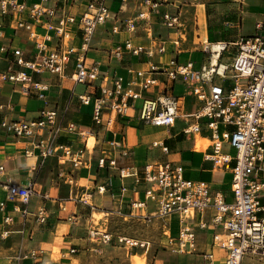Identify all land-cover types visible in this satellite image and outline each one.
Returning <instances> with one entry per match:
<instances>
[{
  "label": "built area",
  "instance_id": "built-area-1",
  "mask_svg": "<svg viewBox=\"0 0 264 264\" xmlns=\"http://www.w3.org/2000/svg\"><path fill=\"white\" fill-rule=\"evenodd\" d=\"M47 0H37L26 3L19 0H0L1 17L17 15L15 27L25 29L27 37L37 48L30 58H25L21 48L11 49L15 55L14 61L8 62L7 68L0 74V79L28 82L43 97V90L47 84L32 80L23 69H16L13 65L22 66L36 73L48 72L59 78L68 77L74 83L91 85L94 80L101 79L98 86L99 95L91 96L84 92L77 95L82 104H92V120L95 126L108 127L113 122L112 114L126 115L129 106L128 98L142 99L138 113L139 120L166 128L175 127L176 120L181 116L184 125L181 133L199 135L205 132L208 137L210 151L205 158L213 162L215 167L231 170V200H227L224 193L214 190L210 184L201 180L185 177L184 167L178 161L167 159L148 161L143 165V182L147 184L144 190L145 199L157 201V215L166 222L171 214H176L179 221L178 242L180 246L188 243L193 246L195 231L190 221L206 210H211L209 224L221 226L223 232L212 235V244L224 252L223 260L218 264H242L245 256H257L264 262V20H257L254 24L256 32L252 35H238L233 39L202 41L205 60L194 68L193 61L181 62L177 56L167 60H157L156 55L167 51L165 40L153 32L152 14L157 12L162 2L170 0H120L118 11H126L132 5L134 13L121 20L118 14L111 13L105 4L106 0H89L85 10L80 15L68 13L65 5L68 0H60L61 12L56 14L57 7L48 5ZM243 6L244 0H228ZM175 14L168 10L160 15V23L169 29L179 31L181 11ZM43 16H46L42 20ZM107 19L122 21L125 30L135 33L139 29L151 41L150 45L134 43L130 38L124 39L109 49L110 58L121 61L125 54L147 56V67L135 69L129 67V76L125 79L116 73L100 72L98 65H86L84 52L90 46L91 39L98 24ZM78 22L81 37L80 47L72 44L69 25ZM41 22L44 27L54 30V45L46 48L43 41L37 40L34 23ZM118 32L119 25L111 27ZM48 39L51 35L46 34ZM181 36L177 34L171 43L179 47ZM10 49L0 46V55ZM232 51V52H231ZM179 51H177L178 53ZM228 52L229 62L222 61L224 53ZM216 53L217 61L212 62ZM75 56L73 57V55ZM180 81L184 88V95L193 98L196 109L192 113L180 114L178 97L169 92L170 83ZM2 108V107H1ZM104 110L109 115L104 118ZM112 113V114H111ZM111 114V115H110ZM192 116L195 120L188 121ZM0 127L17 136H39L35 145L40 154L47 156L60 151L59 158L77 165L84 161L87 148L84 146L76 150L69 144L62 143L58 136L62 133H75L86 136L89 132L79 129L72 120H65L57 107H49L46 103L37 110L31 118L0 119ZM207 132V133H206ZM224 143L235 149L233 155L223 152ZM112 149L119 147L116 139L109 141ZM152 147L159 146L164 153L168 152L163 140H154ZM126 155L127 152L120 150ZM99 166L117 167L120 178H126L134 173L126 166H118L115 156L103 155L98 159ZM3 166L0 165V185ZM136 180H138L136 178ZM6 197L27 204L36 193L33 182L18 184L8 182L4 185ZM125 189V186H122ZM105 190L104 184L98 186V191ZM83 201H85L83 199ZM145 201L133 203L141 207ZM192 211L190 216L188 213ZM23 222L33 219L38 224L45 222L44 208L39 207L35 212L25 207L18 208ZM11 216L6 215L4 221ZM198 226L204 228L206 221L199 220ZM6 231L3 233L5 234ZM183 233L187 236L182 239ZM220 234L225 235L220 238ZM87 238L97 244L109 243L113 239L107 228L89 227ZM117 241L130 246H144L149 242H139L133 238L117 236ZM70 248L69 252H74ZM34 253H30V256ZM27 255H22L25 257ZM203 258L213 264L212 253L205 252Z\"/></svg>",
  "mask_w": 264,
  "mask_h": 264
},
{
  "label": "crops",
  "instance_id": "crops-1",
  "mask_svg": "<svg viewBox=\"0 0 264 264\" xmlns=\"http://www.w3.org/2000/svg\"><path fill=\"white\" fill-rule=\"evenodd\" d=\"M26 3L37 0H19ZM89 0H68L65 10L75 16L85 10ZM184 0H170L162 2L157 12L152 14L153 32L159 38L166 41L167 51L156 55V59L167 60L171 56L183 62L192 60V55L202 52L205 60V53L202 47H190L191 40H179V47L173 45L171 40L179 34V31L169 29L160 23L159 15L168 10L175 14L184 8ZM245 4L236 8V3L227 2L222 5L226 12H229L226 23H235L237 32L221 39H233L238 35H252L243 32V24L247 20H264V0H244ZM48 5L57 7L56 14L61 12L60 0H47ZM111 13L118 14V19H125L134 13L132 5L126 11H118L120 0H106L105 4ZM249 6V8H246ZM251 7H259L260 12L251 11ZM17 15L1 17L0 25V46L5 45L10 50L0 55V74L7 68L8 62L14 61L15 55L11 49L19 47L25 58H30L37 48L32 40L27 37L25 29L15 27ZM46 16H43L44 20ZM119 25L118 32H113L111 27ZM69 32L72 36V44L76 47L81 45V37L78 22L69 25ZM166 27L163 32L162 28ZM34 31L37 33V40L43 41L46 48L54 45V30H47L41 22L34 23ZM46 34L51 35L48 39ZM130 38L134 43L150 45L151 41L145 36L142 30L129 33L125 30L122 21L107 19L103 24H98L91 39L90 46L84 52L86 65L96 63L100 72H110L121 75L125 79L129 76V67L140 69L147 67V56L145 53L139 55L125 54L121 61L114 60L109 56V49L120 41ZM207 38V37H206ZM220 37L210 40H218ZM177 51H179L177 53ZM75 54L73 55V57ZM184 56L185 59L181 60ZM195 65L194 68H199ZM16 69H23L29 73L32 80L47 84L48 88L43 90V97L28 82L11 81L0 79V119L31 118L35 116L38 109L47 105L57 107L65 120L74 121L79 129L90 131L86 142L88 149L98 148L93 152L88 149L85 152L84 161L73 165L69 161L59 158L60 151L47 156L40 154V148L35 145L39 136H17L7 132L0 127V165L3 166L0 185V264H97L98 253L101 248L94 247L87 238L89 227L104 228L103 225H93L92 213H104L106 219L112 223L115 219L131 218L145 219L152 212H149V200L144 198V190L147 184L143 182V165L148 161L170 160L178 161L184 167V175L187 178L208 182L212 189L220 190L231 200V181L227 183L225 177L231 174L230 167H215L213 162L205 158L211 149L206 148L209 141L205 132L197 135L183 134L181 128L184 125L180 117L177 118L175 127L166 128L145 123L138 118L142 104L140 97L128 98L129 106L126 115H113V122L104 128L95 126L92 120V104H82L77 98L78 94L87 92L91 96L99 95L98 86L101 79H96L91 85L74 83L70 78H59L48 72L36 73L28 68L13 65ZM169 92L178 97L180 103V114L192 113L196 104L188 95H184V88L180 81L170 83ZM2 107V108H1ZM110 114V115H111ZM106 118L109 115L107 110L102 113ZM195 119L190 116L188 121ZM207 133V132H206ZM116 139L120 142L119 147L112 149L109 141ZM163 140L168 147L164 153L160 147H152L150 143L154 140ZM62 143L69 144L74 150L84 146V141L75 133H62L58 136ZM120 150L126 151L123 155ZM90 152V153H89ZM103 155L115 156L118 166H126L134 173L126 178H120L117 167L99 166L98 159ZM136 178L138 180H136ZM33 182L36 193L27 204L17 200H10L6 197L4 185L8 182L27 184ZM104 184L105 190L98 191V186ZM125 189H122V186ZM83 199L85 201H83ZM141 207L133 206V203L143 202ZM25 207L35 212L43 207L45 222L38 224L33 219L23 222V217L18 208ZM157 213V209H155ZM6 215L11 216L9 221H4ZM171 214L167 221V234L169 243L163 246L158 264H210L203 258L205 252L212 253L213 264L220 263L224 258V252L212 244V235L216 232H223L221 226L209 224L211 210L203 214H197L190 221L195 238L192 247L188 243L180 246L178 242L179 230L173 229V216ZM177 216V215H176ZM204 220L207 226L200 228L199 220ZM111 226V225H110ZM106 228V227H105ZM6 231L5 234H3ZM117 232V231H115ZM113 235V232H111ZM116 235V234H115ZM221 235V234H220ZM117 236L113 235L112 241L103 245H111L116 242ZM220 237V236H219ZM221 238V237H220ZM115 246V244H114ZM75 248L74 252H69ZM34 255L30 256V253ZM22 255H27L22 257ZM156 262V261H155ZM242 264H257L251 259L244 257ZM264 264V263H263Z\"/></svg>",
  "mask_w": 264,
  "mask_h": 264
},
{
  "label": "rangeland",
  "instance_id": "rangeland-1",
  "mask_svg": "<svg viewBox=\"0 0 264 264\" xmlns=\"http://www.w3.org/2000/svg\"><path fill=\"white\" fill-rule=\"evenodd\" d=\"M184 8L181 11L180 16V28L179 35L182 39H189L190 47H202V41L207 37L208 39H214L220 37L225 38L230 35H234L237 30V25L235 23H226L224 20L230 18L228 16L229 12L222 9V5L217 4H227L228 0H184ZM108 3H106V6ZM238 6L236 5V8ZM246 8H249L247 6ZM251 11L260 12L259 7H251ZM231 11V9H230ZM257 19H249L243 24V32L245 33H255V22ZM163 32L166 31V27L162 28ZM232 52V51H231ZM228 52L224 53L222 61L229 62L231 59L227 57ZM203 53L198 52L192 55V60L195 65H199L203 60ZM185 57L182 56L181 60ZM80 137V136H79ZM200 136L197 135L196 138ZM81 138V137H80ZM210 141H208L206 148L209 147ZM98 148V144L93 149H88L93 152ZM222 151L233 155L235 149L229 144L224 143L222 146ZM89 152V153H90ZM225 181L229 183L231 181V175L228 174L225 177ZM231 199V198H230ZM149 200V212H152L145 219H131V218H121L115 219L110 223L109 219H106L104 213L96 215L93 211L92 222L93 225H103L110 232H113L114 236H125L127 238H133L139 242H149L144 244V246L136 245L130 246L125 242H113L111 245H103L90 242L94 247L101 248L102 251L98 253L97 264H158L160 258L157 257L158 253L161 252L163 246H166L170 237L167 234L166 227L167 222L157 215V201L153 199ZM173 229H179V221L176 215L173 216L172 220ZM111 225V226H110ZM117 231V232H115ZM116 234V235H115ZM115 244V246H114ZM246 262L248 261V256H245ZM251 259L254 263L263 264L264 262L259 260L257 256H252ZM156 261V262H155Z\"/></svg>",
  "mask_w": 264,
  "mask_h": 264
},
{
  "label": "bare ground",
  "instance_id": "bare-ground-1",
  "mask_svg": "<svg viewBox=\"0 0 264 264\" xmlns=\"http://www.w3.org/2000/svg\"><path fill=\"white\" fill-rule=\"evenodd\" d=\"M216 53H215V55L212 57V62L214 63L215 61H217V58H216ZM91 134V132L89 131V132H87L86 133V136H83V135H81V139L84 141V140H86L87 139V137L89 136ZM190 216L192 215V211L190 210V212L188 213ZM96 215H98V213H96ZM225 235H223V234H221L220 235V237L221 238H223ZM187 238V236L185 235V233H183V236H182V239L184 240V239H186Z\"/></svg>",
  "mask_w": 264,
  "mask_h": 264
}]
</instances>
